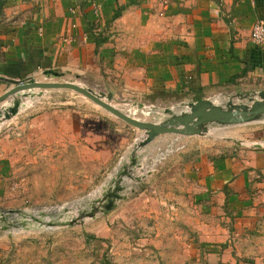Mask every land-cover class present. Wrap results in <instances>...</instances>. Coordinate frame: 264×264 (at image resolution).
I'll use <instances>...</instances> for the list:
<instances>
[{"label": "crops", "instance_id": "obj_1", "mask_svg": "<svg viewBox=\"0 0 264 264\" xmlns=\"http://www.w3.org/2000/svg\"><path fill=\"white\" fill-rule=\"evenodd\" d=\"M0 2V95L13 86L7 79L50 70L102 76L113 93L119 89L151 102L176 103L178 110L200 99L223 107L235 103L234 96L242 102L258 100L264 91V43L252 40L254 24L264 21V0ZM103 115L109 128L119 123ZM64 119L56 135L58 158L70 141L63 133L70 122ZM77 119L71 122L83 133L86 118ZM28 120V143L44 142L50 116ZM12 121L0 124V193L11 175L16 179L27 153L25 141L7 133ZM34 133L40 137L30 136ZM78 140H71L77 157ZM234 140L185 143L184 152L170 154L159 166L171 163L173 171L181 161L184 186L172 205L183 200L188 208L204 211V220L188 219L203 229L198 232L205 245L198 264H264V138Z\"/></svg>", "mask_w": 264, "mask_h": 264}, {"label": "rangeland", "instance_id": "obj_2", "mask_svg": "<svg viewBox=\"0 0 264 264\" xmlns=\"http://www.w3.org/2000/svg\"><path fill=\"white\" fill-rule=\"evenodd\" d=\"M34 80L74 82L97 94L111 92L107 79L92 74L60 72L56 76L41 72ZM113 94L110 103L141 120L164 122L169 117L165 109L176 107V103L151 102L119 89ZM232 99L239 101L235 102L237 106L251 104L250 100L242 102L235 96ZM23 101L26 103L24 117H14L7 131L10 137L16 135L25 141L27 153L20 161L22 166L16 179L11 175L8 188L0 193V264H198L205 247L198 236L203 229L199 223L191 224L188 219H202L204 211L200 207L188 208L183 200L178 206L172 205L173 195H178L176 192L184 186L183 164L178 161L171 171L168 169L171 163L164 169L159 167L160 163L172 153L184 152L185 143L189 142L196 146L219 145L226 138L245 142H259L264 138L263 114L235 124L208 123V131L200 137L163 134L139 147L147 137L146 130L128 124L72 89H43L40 95ZM11 103L10 100L5 105ZM178 109L175 108V112H179ZM44 114L50 116L47 138L44 142L28 143L27 120ZM103 114L119 123L109 128ZM80 116L86 118L83 133H77L76 125L71 122ZM64 118L70 122L63 132L70 141L68 148H61L63 157L58 158L60 143L56 135L60 134L59 124ZM97 118L101 121L93 120ZM90 131L100 133L99 138L90 137ZM77 137L79 157L71 143ZM135 152L139 164L132 172L133 178L126 177L125 197L113 210L83 218L72 226L54 228L41 226L29 216L36 215L44 221L67 220L77 216L79 209H89L92 201L100 197L129 164ZM167 172L170 174L166 175ZM136 176L142 179L139 181ZM13 209L26 215L9 214L8 210ZM41 212L47 216H41ZM22 221L26 225H22ZM88 235H94L96 241H88Z\"/></svg>", "mask_w": 264, "mask_h": 264}, {"label": "water", "instance_id": "obj_3", "mask_svg": "<svg viewBox=\"0 0 264 264\" xmlns=\"http://www.w3.org/2000/svg\"><path fill=\"white\" fill-rule=\"evenodd\" d=\"M46 73L54 74L56 76L60 75V72L54 70L47 71ZM33 78L34 77L29 79H7V81L11 82L13 86L4 94L0 95V124L3 121L13 119L19 114L25 98L40 95L43 89L54 88L72 89L79 92L128 124L146 130L147 137L139 144V147L147 145L155 138L163 134L173 133L180 135H200L208 131V123L216 122L220 124H235L257 118L264 114V91H262L260 93V99L255 100L254 98H250L251 104L249 105L240 104L237 106L235 103L230 102L228 106L223 107L214 104L209 99H200L187 104L184 103L182 106L186 105V108L184 110H179V112H175L172 108H166L165 113L168 114L169 117L164 122L157 123L138 119L114 106L110 103V101L114 98V94L112 92L107 94H97L92 89L86 88L74 82H43L36 80L33 81ZM33 89L42 90L36 93L32 91ZM106 98L107 100H105ZM9 99H11L12 103L2 108L1 105ZM141 106H143V104ZM234 141L240 142L238 140ZM138 164V156L135 152L130 156L129 164L125 165L117 177L112 180V185L109 186L100 197L92 201L89 209H79L77 216L68 218L67 220L50 219L47 221H44L34 215L30 217L36 220L41 226L45 225L47 227L54 228L72 226L83 218H92L99 213L111 211L115 208L116 203L125 197L124 192L126 190V186L124 185V181L126 177L133 178L132 172ZM135 179L140 181L142 178L140 176H136ZM65 210H67V208H65ZM8 213H21L23 216L26 215L25 212L14 209L8 210ZM40 215L43 217L47 216L44 212H41ZM6 219L7 217H3V220ZM9 224L13 225V223ZM21 224L26 225L25 221H22ZM8 227L9 226H5V228ZM25 227L27 228L28 226Z\"/></svg>", "mask_w": 264, "mask_h": 264}, {"label": "built area", "instance_id": "obj_4", "mask_svg": "<svg viewBox=\"0 0 264 264\" xmlns=\"http://www.w3.org/2000/svg\"><path fill=\"white\" fill-rule=\"evenodd\" d=\"M252 40L256 44H263L264 43V21L258 20L253 27L252 30Z\"/></svg>", "mask_w": 264, "mask_h": 264}, {"label": "trees", "instance_id": "obj_5", "mask_svg": "<svg viewBox=\"0 0 264 264\" xmlns=\"http://www.w3.org/2000/svg\"><path fill=\"white\" fill-rule=\"evenodd\" d=\"M1 4H2V2H0ZM99 44V43H98ZM88 237V241H91L92 239L94 240V241H96V238H95V236L94 235H88L87 236ZM97 248H98V246H97ZM108 264H111L110 262H107Z\"/></svg>", "mask_w": 264, "mask_h": 264}, {"label": "bare ground", "instance_id": "obj_6", "mask_svg": "<svg viewBox=\"0 0 264 264\" xmlns=\"http://www.w3.org/2000/svg\"><path fill=\"white\" fill-rule=\"evenodd\" d=\"M60 209V208H59ZM29 216H32V215H29ZM34 216H36V215H34ZM38 217V216H37Z\"/></svg>", "mask_w": 264, "mask_h": 264}]
</instances>
